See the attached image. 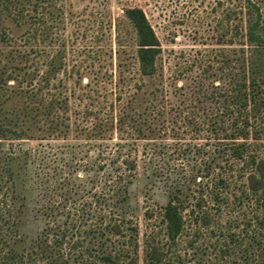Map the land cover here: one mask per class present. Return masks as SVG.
I'll return each mask as SVG.
<instances>
[{"label":"rangeland","instance_id":"1","mask_svg":"<svg viewBox=\"0 0 264 264\" xmlns=\"http://www.w3.org/2000/svg\"><path fill=\"white\" fill-rule=\"evenodd\" d=\"M249 1L254 6H250L251 13L248 15L242 8L247 5V0H0V47L5 49V43L13 44L16 41L15 46L34 52L30 55L29 64L38 66L42 75L53 72L47 61L53 58L58 49H62V61L66 67L57 70V78H64L65 71L70 72L72 64L79 66L81 84L92 81L94 74L103 75L106 77L107 89L111 90L107 97L109 102L122 77L125 83L121 86V97L125 100L135 92L136 85L141 84V76L137 71L136 34L123 11L139 8L158 40L159 53L156 58L154 86H145L137 92L133 107L141 112L147 103L150 105L153 98L148 92L156 87L164 90V93L158 92V101L163 102L162 97H165L178 105L181 112L185 105L200 114L202 108L215 106L202 97L209 94L212 87H220L224 81L222 71L229 65H235V52L239 43L244 40L241 37L242 26L247 18L255 19V8L260 15L264 39V0ZM40 23H45V26L42 27ZM59 43L64 44L62 48ZM250 47L253 49V46H244L249 51ZM0 59V66L8 64L3 57ZM8 61L22 63V60L15 57ZM72 73L75 78L76 72ZM17 77L21 79L20 75ZM143 79L145 83L148 81L147 78ZM260 79L264 77L261 76ZM73 80L68 83L71 85ZM259 84L261 90L256 98L258 105L253 110L249 105L248 109V114L252 115L249 120L253 125L248 139L235 141L236 144L243 145L239 148V160L233 161L229 156H224L223 151L215 150L214 145L229 143L227 140L220 143L214 140L205 142L203 137L193 140L186 136L185 143H182L183 137H180L181 145L197 147L183 148L172 140L174 136H169L168 132L164 138L155 141L159 145H173L166 157L169 164H172L170 175L177 178V186H181V190L184 189L187 193L188 189L197 191L193 196L195 199L201 198L208 191L204 186L207 178L201 177L205 175L203 166H206L208 159L203 151L212 150V156H215L219 167H215L214 171L211 167L212 173L224 179L222 183L216 182L212 190L213 193L221 192V196H204L201 205L205 207L200 210L201 213L198 214L195 209L193 215L188 217L185 214L183 232L175 241H167L160 216L154 214L151 219H146L144 214L167 203L170 187L160 178L151 176L148 168L143 170L139 162L137 177L128 186V199L123 204L127 215H132V220L137 225L138 235L130 239H115L113 247L128 253V257H121L117 264H264V208L260 206L264 189L251 192L247 186V176L250 173L256 174L251 157L257 159L264 156V82L259 81ZM14 85L12 80L8 82V86ZM22 86L28 90L26 82ZM46 88H43V93ZM178 90H183L184 93L178 94ZM196 96L202 99L203 106L197 103ZM9 98V103L0 108L3 111L2 120L4 117L11 118L8 113L13 107L21 111L24 107L31 106L24 95H12ZM82 103L86 102H80ZM69 105L66 117L69 116V124H72L73 114L79 110V101L70 99ZM16 116L27 122L24 124L26 129L28 120L21 114L16 113ZM44 128L45 131L39 132L31 125L24 131L21 141L4 142L2 148L7 149L10 144L20 145L24 150L30 151L31 157L37 158L42 153H47L49 157L58 159L57 163L49 162L50 167L62 166V163L69 160L73 164L69 151H77L75 157L83 163L93 161L96 150L91 146L92 140L85 141L84 136L77 133L64 134L65 129L55 127L53 123L45 124ZM58 130L62 132L58 133ZM162 136L161 134L160 137ZM137 144L138 152L147 150L144 146L146 141H139ZM29 162L30 160L23 173L18 174L20 182L17 180L18 188L26 190L22 192L27 202L21 232L27 241L33 239L44 226L40 213L36 212L38 205L33 202L38 191L30 188L33 179L31 168L37 167L38 161L34 164ZM61 168L70 173L71 181H81L89 187L90 183L85 177L92 172H84L83 167L77 166ZM50 169L45 168L44 171L51 172ZM185 175L191 178L187 185H183ZM214 181L213 178L212 184ZM152 252L157 254L158 260L153 258Z\"/></svg>","mask_w":264,"mask_h":264},{"label":"trees","instance_id":"2","mask_svg":"<svg viewBox=\"0 0 264 264\" xmlns=\"http://www.w3.org/2000/svg\"><path fill=\"white\" fill-rule=\"evenodd\" d=\"M250 6L254 5L247 0V5L242 7L248 15L251 13ZM123 14L136 34L137 71L141 76V84L136 85L135 92L125 100L121 97V86L125 83L122 77L109 102L107 97L111 90L107 89L106 77L103 75L94 74L92 81L81 84L79 66L72 64L71 71L77 74L75 78L71 71H65L64 78H57V70L66 67L62 61V49H58L53 58L47 61L53 72L42 75L38 66L29 64L30 55L34 52L15 46L16 41L13 44L5 43V49L0 47V58L3 57L8 62L0 66V108L9 103V96L12 95H24L31 103L30 107H24L21 111L13 107L8 113L11 118L4 117V120L1 119L3 111L0 110V264H117L121 257H128L126 251L113 246L115 239L119 237L130 239L138 235L137 225L133 222L132 215H127L123 204L128 199V186L137 177L139 162L143 170L148 168L151 176L160 178L170 187L167 203L163 207L146 211L144 216L151 219L154 214H158L164 237L167 241H175L183 232L184 215H193L195 209L198 214L201 213L205 207L201 202L206 195L208 198H219L221 192L213 193L212 188H215L216 182L222 183L224 179L212 173L218 167L215 156H212L213 151L204 150L208 159L206 166H203L205 175L201 177L207 178L204 185L207 193L195 199L193 196L197 191L188 189L187 193L184 189L181 190V186H177V178L170 175L172 164L166 158L173 145H159L155 142L164 138L168 132L169 136H174L172 140L183 148H197L196 145L180 144V137H183L182 143H185L186 136L193 140L203 137L205 142L230 141L214 145L215 150L223 151L224 156H229L233 161L241 158L239 148L243 145L236 144L235 141L248 139L253 126L249 120L252 116L248 114L249 105L252 110L258 105L256 98L261 90L259 81L264 82V79L259 80L261 76L264 77V39L258 9L255 8V19L247 18L242 26L241 37L244 40L239 43L237 51H234L235 65H229L222 71L224 81L220 87H212L211 92L202 97L215 106L202 108L200 114L185 105L181 112L178 105L165 97H162L164 103L158 101V92L164 93V90L156 87L148 92L153 98L150 105L147 103L141 112L133 107L137 92L145 86H154L159 44L141 9H125ZM40 25L44 27L45 23ZM63 45L59 43L60 48ZM244 46H253V49L250 47L249 51ZM14 57L22 60V63H9L8 60ZM44 62L45 60L43 65ZM143 78L148 81L145 83ZM71 79L74 80L70 85L68 82ZM10 80L15 84L12 87L8 86ZM24 82L28 87L27 91L23 89ZM45 86L47 88L43 93ZM178 91V94L184 93L183 90ZM195 98L197 103L203 104L200 97ZM70 99L79 101L78 113L73 114L70 109L74 115L72 124H69V116L66 117L71 106ZM82 101L86 103L80 104ZM16 113L28 120L26 129L24 124L27 122L18 119ZM47 123L65 129L64 134L77 133L84 136L85 141L92 140L91 146L96 152L91 163H83L75 157L77 151H69L74 163L71 164L72 160H69L61 164L68 168L83 167L84 172H92L85 177L90 183L88 188L81 181H71L70 173L63 171L62 166L50 167L49 162H58L56 157H49L47 153H42L38 158L31 157L30 151L24 150L20 145L10 144L9 148H2L4 142L21 141L24 131L31 125L41 132L45 131ZM139 141H146L144 146L147 150L143 153L137 150ZM28 160L30 164L38 161V166L31 168L33 179L30 188L38 191L33 202L38 205L36 212L40 213L44 221L42 229L29 241L21 232L27 202L22 192L26 190L17 186V180L20 182L18 174L26 169ZM225 162H228L227 159ZM251 162L255 165L256 174L250 173L247 176V186L249 191L258 192L264 189V156L257 159L251 157ZM45 168H51V172L44 171ZM188 177L184 176L183 185L191 181ZM213 178L215 181L212 184ZM199 185L202 184H197ZM260 206L264 208L263 195ZM152 256L158 260L156 253Z\"/></svg>","mask_w":264,"mask_h":264}]
</instances>
